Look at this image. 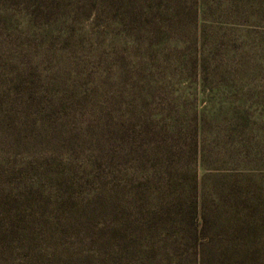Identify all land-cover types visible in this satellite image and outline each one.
Listing matches in <instances>:
<instances>
[{
    "label": "rangeland",
    "instance_id": "obj_1",
    "mask_svg": "<svg viewBox=\"0 0 264 264\" xmlns=\"http://www.w3.org/2000/svg\"><path fill=\"white\" fill-rule=\"evenodd\" d=\"M0 264H264V0H0Z\"/></svg>",
    "mask_w": 264,
    "mask_h": 264
}]
</instances>
